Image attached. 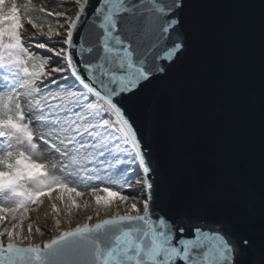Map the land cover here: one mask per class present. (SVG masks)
<instances>
[{
    "label": "snow or ice",
    "instance_id": "6c2138e0",
    "mask_svg": "<svg viewBox=\"0 0 264 264\" xmlns=\"http://www.w3.org/2000/svg\"><path fill=\"white\" fill-rule=\"evenodd\" d=\"M74 3V17L47 13L65 17L67 27L59 26L63 33L41 30L50 39L61 37L58 47L35 45L47 48L46 58L25 46L16 0L7 7L0 0V264H264V198L259 212L249 204L252 222L242 227L228 219L209 221L202 202L195 211L175 203L174 184L159 162L153 166L151 136L136 119L144 90L166 78L189 48V0ZM259 8L264 23V0ZM27 22L41 27L31 17ZM260 163L264 190V149ZM93 180H118L120 190ZM125 186L135 188L132 196L122 194ZM54 192L69 216L81 206L77 198L90 193L95 213L61 229L52 203L58 234L32 243L33 226L27 236L23 228L28 209L41 197L54 200Z\"/></svg>",
    "mask_w": 264,
    "mask_h": 264
},
{
    "label": "water",
    "instance_id": "95a60500",
    "mask_svg": "<svg viewBox=\"0 0 264 264\" xmlns=\"http://www.w3.org/2000/svg\"><path fill=\"white\" fill-rule=\"evenodd\" d=\"M184 15L189 48L144 90L136 119L151 136L153 166L174 184L173 201L193 211L202 202L209 221L242 227L252 222L249 204L259 212L264 198L259 0H189Z\"/></svg>",
    "mask_w": 264,
    "mask_h": 264
},
{
    "label": "rangeland",
    "instance_id": "374dc122",
    "mask_svg": "<svg viewBox=\"0 0 264 264\" xmlns=\"http://www.w3.org/2000/svg\"><path fill=\"white\" fill-rule=\"evenodd\" d=\"M56 0H16L17 6L18 8H20L21 10V15L23 17V30H24V35H25V40L28 43V47L30 48V51L35 52L36 54H44L46 58L50 57V54L47 52V48L46 49H39L37 47H35L36 44L43 42L45 43L48 47H58L60 45L61 42V37H56L53 36L51 39L47 36V35H43L41 34V30L43 31V33H47L48 28L51 27L53 29V31H59L61 33H63L64 29L62 28H56L55 24H54V20L52 18V15H48L47 13L50 12V10L48 9V7H50L51 5H53L55 3ZM6 3V7L10 5L11 0H5ZM66 9H65V13L72 15L73 17L75 16V13L77 11V6L74 3V0H65L63 3ZM27 7V12H25V8ZM41 9H44L46 11H41ZM28 17H31V19L38 25H40L41 27L38 29H34L32 28L28 22L27 19ZM60 19H62L64 21V25L65 27H67L66 23H65V17L61 16L59 17ZM56 63V58L55 57H51L50 58V64H55ZM22 106L24 107V111L27 115L28 113V106L27 104H25L23 102V100L21 101ZM33 131L35 133V135L38 137L40 134V129L36 128L34 126V122H33ZM41 150L43 151V162H47V160L49 159L48 153L47 151L44 149L43 144L40 145ZM57 174H61L59 172H57ZM106 179V178H105ZM116 182V181H115ZM113 181H107L106 184L104 183H100V181L97 180H93L91 183L93 185H99L101 188L104 186H112L113 183H115ZM71 183L73 184V186H78L80 188V190H84V185L83 184H79L77 181H71ZM113 190H117L116 187H113ZM56 192H54L52 195L53 197H55ZM103 194V193H101ZM132 193H127L126 195L132 196ZM46 200H50L52 203H56L57 208L60 210L59 211V219L61 220V229H67L68 227H75L78 223H84L87 221V217L88 216H92L95 213V209H96V205H95V201L94 198L91 196L90 193H87L86 195H84L83 197H79L77 198V203H79L81 206L79 208H75L73 207L71 209V215H68V210L65 208V204L64 201H61L60 199H49L47 196L43 197L42 199V204L40 205L39 208H35L32 207L29 211H28V219H26L23 222V228H24V234L25 236L28 235V231H27V227L29 224H31L33 226V233H32V243H38V244H42L44 241H46L48 238H50V236L53 235V231L56 229L54 224H55V219L57 218L54 214L52 217V221H53V225L50 221H48L47 223H42L39 220V211L40 208L42 207L43 203ZM87 201L89 204L88 208H84L83 207V202ZM121 210L123 208V206L121 205ZM116 210V205H113V212ZM109 215H111L112 213H108ZM105 215L104 211H103V207L101 206V218ZM71 220V225H69L67 223L68 220ZM36 228H40L44 231V235H40L39 232L35 231ZM56 231L58 232V230L56 229ZM28 241H25V244H27Z\"/></svg>",
    "mask_w": 264,
    "mask_h": 264
},
{
    "label": "trees",
    "instance_id": "16d2710c",
    "mask_svg": "<svg viewBox=\"0 0 264 264\" xmlns=\"http://www.w3.org/2000/svg\"><path fill=\"white\" fill-rule=\"evenodd\" d=\"M64 1H65V0H56L55 3H54L53 5H51L50 7H48V9L50 10V13L65 12L66 7H65L64 4H61V3H63ZM52 18H53V20H54V24H55V27H56V28H60L59 26H60L61 24H64V21H63L62 19H60L59 17H56V16L52 15ZM21 34H22V38H23V40H24L25 46H28V43H27V41L25 40V35H24V30H23V29L21 30ZM2 76H3V73H0V77H2ZM115 184L117 185V187H116L117 190H120V188L118 187V185L120 184V181L117 180V181L115 182ZM133 191H135V188H133V189H128L127 186H125L124 189H123L122 194H127V193L130 194V193H132ZM42 199H43V197L40 198V201H39L38 205H37V204H32V205H30L28 211H29L32 207L39 208L40 205L42 204ZM4 206L7 207V206H9V205L5 204Z\"/></svg>",
    "mask_w": 264,
    "mask_h": 264
},
{
    "label": "bare ground",
    "instance_id": "6f19581e",
    "mask_svg": "<svg viewBox=\"0 0 264 264\" xmlns=\"http://www.w3.org/2000/svg\"><path fill=\"white\" fill-rule=\"evenodd\" d=\"M55 198H58V193L56 192L55 194ZM52 217H53V210H52V202L50 200H46L42 207L40 208L39 211V220L42 223H47L48 221H50L53 225V221H52ZM103 218V217H102ZM58 232L56 231V229L53 231V235L50 236V238H48L47 240L52 239L55 235H57ZM46 240V241H47Z\"/></svg>",
    "mask_w": 264,
    "mask_h": 264
}]
</instances>
